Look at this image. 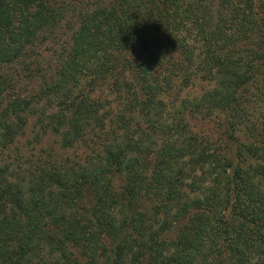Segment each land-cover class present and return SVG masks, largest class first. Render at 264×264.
<instances>
[{
    "label": "trees",
    "instance_id": "16d2710c",
    "mask_svg": "<svg viewBox=\"0 0 264 264\" xmlns=\"http://www.w3.org/2000/svg\"><path fill=\"white\" fill-rule=\"evenodd\" d=\"M0 264H264V0H0Z\"/></svg>",
    "mask_w": 264,
    "mask_h": 264
},
{
    "label": "rangeland",
    "instance_id": "374dc122",
    "mask_svg": "<svg viewBox=\"0 0 264 264\" xmlns=\"http://www.w3.org/2000/svg\"><path fill=\"white\" fill-rule=\"evenodd\" d=\"M69 33L68 26L65 22L62 23L54 35H50L47 41L35 48L34 54L31 53L26 56V63H31L29 66L31 72L21 69L16 82V90L19 93L26 95L28 92L37 91L39 85L43 84L40 72L50 82L49 76L54 73V67L58 62V53L63 43L68 39ZM34 120L35 118L29 119L25 134L18 137L6 151L8 161L12 163L15 170L22 171L23 169L35 168L39 158L41 162L55 161L59 163L64 162L65 159L73 162L82 159L87 153V150L81 147L61 149L56 137L51 133L46 134L37 142L34 137L38 126L34 125ZM211 130L213 131V129Z\"/></svg>",
    "mask_w": 264,
    "mask_h": 264
}]
</instances>
